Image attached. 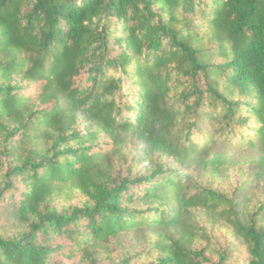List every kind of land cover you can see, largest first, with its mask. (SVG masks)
<instances>
[{
    "label": "trees",
    "instance_id": "obj_1",
    "mask_svg": "<svg viewBox=\"0 0 264 264\" xmlns=\"http://www.w3.org/2000/svg\"><path fill=\"white\" fill-rule=\"evenodd\" d=\"M65 249L264 264V0H0V264Z\"/></svg>",
    "mask_w": 264,
    "mask_h": 264
},
{
    "label": "rangeland",
    "instance_id": "obj_2",
    "mask_svg": "<svg viewBox=\"0 0 264 264\" xmlns=\"http://www.w3.org/2000/svg\"><path fill=\"white\" fill-rule=\"evenodd\" d=\"M28 92L31 93H35V88H33L31 85L28 87ZM106 139L103 138L102 139V143L103 144V149H110L111 148V144H107ZM107 144V145H106ZM125 152H129V153H133L134 152V148L129 146L128 148L124 149ZM124 174V172L122 173ZM207 183L210 184V181L212 182V184L220 189H223L225 191H231L233 189V187L239 183L240 181L243 180V175L237 171V170H230L228 176L224 177V176H218L215 177L214 179L210 178V175H204L203 178ZM77 199H73V202H76ZM201 222L204 224V218L201 217ZM211 227V226H209ZM211 235H212V246L214 247H218V248H224L227 246H230L232 243H236V239H234L231 236V233L229 230L220 227L219 225H216L212 228L211 230ZM129 245V240L128 239H123V245L122 247H116L114 249V251L111 253V256L113 258H116L119 255H122L123 253L126 252V247ZM67 252V249L64 250L63 254H58V258L57 259H61V261L63 262V264H78L77 259H70L68 260L66 258V256L64 255ZM234 258V259H233ZM233 262L236 264H242L246 261V254L242 251V252H238L236 250V252H234L233 254ZM103 261H106L105 259ZM134 264H139V262H136Z\"/></svg>",
    "mask_w": 264,
    "mask_h": 264
}]
</instances>
